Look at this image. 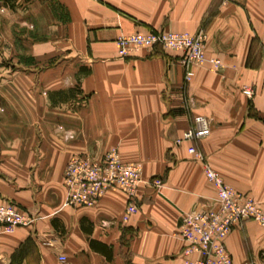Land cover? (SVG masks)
Masks as SVG:
<instances>
[{"label": "crops", "instance_id": "obj_1", "mask_svg": "<svg viewBox=\"0 0 264 264\" xmlns=\"http://www.w3.org/2000/svg\"><path fill=\"white\" fill-rule=\"evenodd\" d=\"M150 30L207 33V60L189 67L190 81L181 49L119 55L121 36ZM196 116L212 125L194 141L204 161L191 143L176 144ZM111 148L143 167L128 221L122 190L96 206H65L68 161L98 160ZM206 163L264 207V0H0V202L36 218L0 233V264L196 259L183 252L180 225L185 212L215 203ZM225 244L234 264H264L257 222L236 226Z\"/></svg>", "mask_w": 264, "mask_h": 264}, {"label": "built area", "instance_id": "obj_2", "mask_svg": "<svg viewBox=\"0 0 264 264\" xmlns=\"http://www.w3.org/2000/svg\"><path fill=\"white\" fill-rule=\"evenodd\" d=\"M207 33L166 30H150L146 33H133L121 36L118 52L122 57L135 55L142 49H181L184 51L183 63L188 68L186 80L190 81L193 72L190 66L206 62L204 52ZM210 64L219 69L222 62L211 57ZM245 93L252 96L253 89L246 88ZM212 132L211 121L205 116H196L183 135L176 140L177 145L191 143L190 154L204 161L202 151L194 141L209 136ZM207 178L215 185L217 196L213 206L185 212L180 236L187 242L184 254H198L196 259H186L185 264H234L232 254L228 250L225 239L228 234L247 220H253L264 227V207L254 196L240 192L225 182L222 175L205 164ZM143 182V167L139 163L126 161L117 148L109 149L101 159L92 160L86 156L74 155L67 163L64 175L66 187L65 206H96L111 190H122L127 196V207L122 216L128 221L137 211V192ZM156 178L154 184L162 185ZM36 218L17 202L12 200L0 202V233H10L20 226L31 225ZM105 225L109 222L103 221ZM65 257H63L64 259Z\"/></svg>", "mask_w": 264, "mask_h": 264}, {"label": "trees", "instance_id": "obj_3", "mask_svg": "<svg viewBox=\"0 0 264 264\" xmlns=\"http://www.w3.org/2000/svg\"><path fill=\"white\" fill-rule=\"evenodd\" d=\"M256 40V39H255ZM257 41V40H256ZM249 63H250V57H249ZM251 65H254L253 63H251ZM74 91H75V89H70V90H67V91H57V92H54L53 93V102L55 103V102H57V101H59V100H66L67 98H69V96H73V93H74ZM86 221V218H83L82 219V226H83V229L85 230V231H88L89 233H91L92 232V230L91 229H89V228H87L85 225H84V222ZM91 244H93L94 245V240H92L91 241ZM102 246L100 247V249L102 250V248H104L105 249V247H107L106 245H103V244H101ZM103 249V250H104ZM263 254H264V252H263Z\"/></svg>", "mask_w": 264, "mask_h": 264}, {"label": "rangeland", "instance_id": "obj_4", "mask_svg": "<svg viewBox=\"0 0 264 264\" xmlns=\"http://www.w3.org/2000/svg\"><path fill=\"white\" fill-rule=\"evenodd\" d=\"M258 46V44L257 43H255V47H257Z\"/></svg>", "mask_w": 264, "mask_h": 264}]
</instances>
